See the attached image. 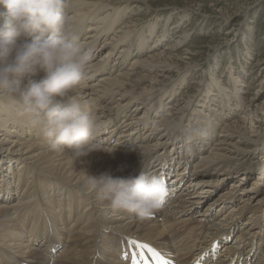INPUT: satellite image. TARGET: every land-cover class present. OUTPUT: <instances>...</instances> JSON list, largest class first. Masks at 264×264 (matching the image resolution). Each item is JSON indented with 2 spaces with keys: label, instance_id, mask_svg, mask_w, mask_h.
<instances>
[{
  "label": "bare ground",
  "instance_id": "1",
  "mask_svg": "<svg viewBox=\"0 0 264 264\" xmlns=\"http://www.w3.org/2000/svg\"><path fill=\"white\" fill-rule=\"evenodd\" d=\"M66 1H71L68 6L65 5V12L79 37L85 34L83 26L96 18V12L102 15L99 19L101 22L96 21L90 26V31L80 44L83 48L91 49L92 57L105 46L106 51L100 56L101 59L89 61L88 78L72 93L84 103L86 110L99 118L102 125V135L97 141L99 150L80 157L73 156L68 149L63 152L52 150L51 141L43 135L39 126L33 125L22 115L16 105L0 99V132H3L0 133V264H14L16 257L32 264H127L120 258V254L127 260L135 261L152 254L149 248H157L175 264H194V259L201 258L203 252L212 246V250L221 248L217 253L214 251L215 261L211 264H224L231 258L235 259V264H263L264 147L260 145H264V100H260L261 86H256L257 92L252 93L250 100L243 104L241 94L244 91L240 92L242 90L238 89L239 80H232L229 90L231 94L228 96L222 89L224 84L213 87L200 77L193 97L186 98L182 94L176 99L185 75L191 72V65L196 60V56L192 55L197 54L194 49L183 48L176 52L175 41L168 44L165 50L154 52L155 47L145 48L146 40L143 35H138L137 31L132 33L128 27V30H123V26L110 35L112 37L109 41L108 35L127 8L120 6L119 2L127 0H74L76 5L72 4L73 0ZM82 1L88 5L86 8L89 4L103 9L108 6L110 12L107 14H111L107 16L105 9L95 10L94 13L86 8L85 12L79 11L84 9L80 5ZM113 3L115 5L111 7ZM90 8L92 9L91 5ZM0 11L3 13L4 10L0 8ZM99 23L103 24L99 26ZM182 33L185 34L186 30L185 33H179L178 37L181 38ZM103 36L107 38L100 44L102 47L97 48ZM130 36L132 39L129 40ZM135 36L138 38H134ZM124 39L128 41L127 45L122 43ZM116 48H119V53L114 52ZM134 48L137 49L135 54L132 52ZM184 54L191 55L188 58ZM132 55L136 58L130 64ZM183 58L188 60L184 61ZM128 65L130 67L126 70ZM96 79L99 81L90 85ZM200 87L202 88L199 89ZM215 89L218 90L217 93L222 92L215 95L222 102L221 111L217 109V105L213 109L207 105L215 100L213 96L209 99ZM167 96L169 97L166 98ZM166 99L168 103L165 112L161 113ZM179 99L183 101L180 103ZM200 101H205V105H198ZM224 104L229 109L227 114L224 112ZM245 108L246 112H241ZM232 113L237 118L228 123ZM193 115L196 119L195 123L193 121L195 127L200 128L203 133L208 128L213 133L216 124L218 126V123H222V130L217 132L219 135L213 134L215 138L211 141L215 143L214 146L209 139L205 138V141L200 136L194 138V143L189 142V137H193V131L190 132ZM13 121L19 126L20 132L15 127L11 128ZM235 123L240 126L239 131L234 129ZM249 132L251 136L244 139ZM112 140L113 144L110 143ZM174 141H177L175 149L183 146L180 157L177 156L179 151L177 153L172 148L167 150L168 145ZM159 142L166 143L160 148L153 147ZM187 143L192 150L189 148L186 151L184 144ZM165 155H170L172 163L164 165ZM79 159L87 161L88 166H79L78 171L72 170L71 162ZM14 163L19 167L17 170H12ZM144 170L163 177L171 193L176 190L173 196L171 194L165 199L168 201L167 205L155 210L152 217L140 218L135 213L111 208L106 203L100 204L95 194L79 192L80 185L86 184L89 176L135 177ZM189 170L192 171L191 176ZM173 171H176V176L169 179L168 176L170 173L174 174ZM255 171L258 173L255 174ZM239 172L245 175L239 177ZM11 174L13 175L10 176ZM182 174L186 178L184 184L181 182ZM14 175L18 180L15 188L18 195L15 199L21 204L17 205L16 202L6 206L4 204L14 190L10 181ZM231 175L238 180L229 181L230 186L217 192L216 197H209L211 199L204 210H199L202 196L209 193L212 195L214 185L223 183ZM250 176L253 177L251 186L245 187ZM48 189L53 192L61 189L63 192L53 197L47 193ZM44 193L46 194L42 196ZM30 197L34 198L30 203L22 202ZM229 204L231 207L226 211L225 206ZM12 207L14 211L11 214L14 218L10 216ZM44 211L51 215L48 221L62 235L65 233L62 225L69 226V236L65 235L67 245L58 250L56 259L50 258L46 253L56 248V245L60 246L63 240L58 236H50L47 222L46 227L41 225L40 215ZM245 213L247 215L236 228V223H233ZM35 216L39 217L40 222H30L27 230V218ZM41 228L45 230L44 246H32L29 242L33 237L32 233H37ZM254 240L256 243L253 246ZM50 243L53 246L47 251Z\"/></svg>",
  "mask_w": 264,
  "mask_h": 264
},
{
  "label": "clouds",
  "instance_id": "2",
  "mask_svg": "<svg viewBox=\"0 0 264 264\" xmlns=\"http://www.w3.org/2000/svg\"><path fill=\"white\" fill-rule=\"evenodd\" d=\"M0 8V99L39 126L52 150L75 157L98 151L99 118L72 95L88 78L92 51L81 46L64 0H0ZM202 134L193 129V137ZM89 193L140 218L169 195L164 178L145 170L135 177L89 176Z\"/></svg>",
  "mask_w": 264,
  "mask_h": 264
},
{
  "label": "rangeland",
  "instance_id": "3",
  "mask_svg": "<svg viewBox=\"0 0 264 264\" xmlns=\"http://www.w3.org/2000/svg\"><path fill=\"white\" fill-rule=\"evenodd\" d=\"M73 1H72V4L76 5L75 1H74V3H73ZM69 2H71V1H69ZM69 2L64 0V5L67 4V6H68L70 4ZM110 3H112V2H110ZM127 3H129V4H127ZM125 4L128 6H126ZM80 5L84 6L83 7L84 9L79 10V11L85 12L89 9L88 10L89 12H91L90 10H92V12L94 13L95 10L102 11L105 9L106 10L105 14L107 16L111 14V13L107 14L108 12H110L109 11L110 7H108V6H107V9H106V7H104V9H103L100 6H96L94 4L92 6V4H89V7L86 8L88 5H86V2L84 4L83 1H82V4H80ZM80 5H79V7H80ZM90 5H91L92 9L90 8ZM113 5H115V4L113 3L111 5V7ZM119 5L120 6L124 5V7L125 8L127 7V8L125 9L126 11L124 12V15L122 16V18L117 21V24H115L116 26L115 25L113 26L111 33L108 35L109 41L112 37L110 35H113L112 33L116 32L118 30V28L120 29V26H121V28L123 26V28H124L123 30H128V28H129V30H132V33L137 31V32H139V33H137L138 35H140V34L143 35L144 36L143 39L146 40V42H145L146 47L145 48H149V46H151L152 48L155 47L154 52L165 50V48L168 44L174 43L175 41L177 43V46L174 47L176 49L175 50L176 52L181 51V49H183V48L194 49V51L197 52V54H192V55L196 56V60L191 65L192 66V68H190L191 72H189L185 75L184 82L180 87V91L178 90V92H177L178 95H177L176 99L180 98L182 94H183V96H186V98L193 97L194 90L197 89L196 85H199L197 83L201 79L200 77H203L204 80H202V81L209 83L213 87H215L214 85L221 87V84H224L225 86L222 87V89H224V91L227 93L228 96L231 94V92L229 90L231 87L230 84H231L232 80L233 79L239 80L241 88L239 87L238 89H239V91L242 90L240 92L244 91V93L241 94L243 101L240 98L243 104H245V101L250 100V96H252V93L254 94L255 91L257 92L258 87H256V86L259 85V86H261L260 93H262V98L260 100H264V62H262V60H264V0H130L129 2L127 0V1H123V2L120 1ZM93 7H95V8H93ZM65 8H67V7H65ZM0 13H1V11H0ZM98 16H100V14H98L96 12V18H92L91 20L88 19L90 21L87 25H84L85 22L82 24V25H84L83 29L85 31V34H87V32L90 31L89 28H90V26L94 25L93 23H95L96 21H100L99 19L101 18L102 15L100 17H98ZM107 16H106V19L108 18ZM119 22H120V24H119ZM123 22H124V24H123ZM102 24L99 23L98 25L100 26ZM95 25H97V23ZM125 27L126 28L128 27V28L126 29ZM185 30H186V33H185ZM181 32H184L185 34L182 33L183 37L181 36V38H180V36L178 37V34ZM77 34H78V32H77ZM85 34L80 35V37H79L80 42L84 41ZM116 35L118 36L119 33L118 34L116 33ZM117 36L115 38H117ZM176 37H178V39ZM81 38H83V39H81ZM106 38H107V36L102 37V39L97 44V48L102 47V46H100V44L101 43L103 44V42H105L104 39H106ZM134 38H138V37L135 36ZM130 39H132V36H130L129 40ZM122 43H125L127 45L128 41L125 40ZM85 49H87V48H85ZM105 49H106V46L100 53H97V55H94L90 61L92 62V60L95 61V60L101 59L100 56L106 51ZM144 50H146V49H144ZM114 52L119 53V48H116L114 50ZM132 52H133V54H135L137 52V49L136 48L132 49ZM198 53H199V55H198ZM185 55L189 58L191 54H189V55L184 54V56ZM136 56H137V54H136ZM136 56L132 55V58L129 60L130 64L133 61L132 59L136 58ZM197 56H198V59H197ZM188 58H183V59H184V61H186V60H188ZM257 61H260V63H256ZM129 67H130V65H128L126 67V70ZM230 69H232V71H229ZM239 75H240V77H239ZM261 78H263V79L261 81V84H259V82H260L259 80ZM98 81H99V79H96L92 83H90V85L93 83H96ZM201 88L202 87H200L199 89H201ZM213 91H214V93H212V95L209 96V99L211 100L212 96H213L215 100L211 101L209 104L207 102L206 103L211 108L213 106L217 105V109L219 111H221L220 104H222V102L220 103L221 100H218L217 99L218 97L215 95H220L222 92L217 93L218 90H216V89L212 90V92ZM196 93H197V91H196ZM168 97L169 96H167L166 98H168ZM167 100L168 99H166L163 103V108H162L163 111L161 113L165 112L166 104L168 103V102L166 103ZM178 101H180V103H181L183 100L179 99ZM203 102H205V101L198 102V105H201V104L205 105ZM224 107H225L224 112L227 114V111L229 110L228 106L226 104H224ZM198 109H201V108L199 107ZM249 109H251V106L249 107ZM243 111L246 112V108L243 109L241 112H243ZM231 115H232V117H229L230 121L228 123L232 122L233 120H235L237 118L235 113H232ZM240 115H242V114L240 113ZM194 117H195L194 115L191 116V120H190V123L193 124L194 127L192 126V128L190 129L191 124L190 123L188 124V126H189L188 128L190 129V132H192L193 129L196 128L195 124H194L196 122V119H194ZM257 118L259 119L261 117H257ZM263 118H264V115H263L262 119ZM193 121H194V123H193ZM225 123H227V122H225ZM11 124H12L11 126H13L11 128L15 127L14 129H16L17 132H20L19 128H18L19 126H17L15 124V121H13ZM235 124H234V129L236 128L235 130L239 131L238 127H240V126L238 124H236V125ZM256 124H258V123H256ZM221 125H222V123H220V124L218 123V126L216 124V127L214 128L213 133H211V130L207 126L208 129L205 128V129H207L206 130L207 132L204 131V133L200 137H204V140H205V138L209 139L210 141L213 140L215 138V137H213V134L219 135V133H217V132L222 130ZM7 130H9V129L7 128ZM4 132H5V134H7L6 136L10 137V135L7 131H4ZM0 133H3V132H0ZM205 134H206V136H205ZM208 134H210V135L208 136ZM250 134H251L250 132L247 133L245 135L244 139H246L247 137H250L251 136ZM189 138H190L189 142L190 141L193 142L195 140L194 138H198V137H189ZM202 139L203 138H200V140H202ZM113 141L114 140H112L110 143L113 144L114 143ZM205 141H207V140H205ZM212 142L213 141H211V145L214 146L215 143H212ZM165 143L159 142V143L155 144L153 147H155V148L159 147L160 148ZM176 145H177V141H174L171 145H168L167 150L175 147ZM136 146H137V144H136ZM190 146L191 145L189 143L184 144L186 151L190 148ZM260 147H262V148L264 147L263 143L260 145ZM207 152H209V150H207ZM263 154L264 153H262V155ZM167 160L171 161L170 155L167 158ZM79 166H84L86 168L88 166V162L85 161L84 159L73 160L71 162L72 170L78 171ZM17 168H19V167L14 163L12 170L13 169L17 170ZM256 172L257 171H255L254 173L256 174ZM189 173L191 174V171H189ZM237 174L239 175V177L241 175H245V173H243V172H239ZM12 175L13 174H11L10 176H12ZM252 176H250V179L248 181H246L245 187L251 186L250 183H251V180L253 178ZM233 177H234V179H233ZM168 178L171 179V177H168ZM231 180L237 181L238 179H235V176L231 175V177L228 178L227 180H225L223 183H220L216 186L214 185L213 193H212L213 196L211 195V193L202 196V199L200 201L198 209L204 210L206 203L209 202L211 198L216 197L217 192H219L222 189H225V187H227L228 185L230 186L231 183H229V181H231ZM10 181H12L11 182L13 184L12 186H14L12 188H14V190L11 191L12 195L10 194V196H9L10 198L6 201V203L4 205L9 206V205L14 204V203L16 204V202H17V205H20L21 203H18V199H15V197H17V195H18L17 191L15 190V188L18 184L17 176L14 175V177L12 179H10ZM86 184H82V185H84L83 186L84 188L82 187V185H80L81 191H79V192H85V191L89 192V181L86 182ZM81 187L84 190H82ZM24 188H26V184L24 185ZM180 188H182V187H180ZM85 189H87V190H85ZM31 190H32V188H31ZM48 190L50 193L49 192H47V193L49 195H52L53 197H56L59 193L63 192V190L61 191V189L59 191L55 190L54 192L52 191V189H48ZM169 193L170 194L168 196L171 195V192H169ZM45 194L46 193H44L42 196H44ZM13 195H14V197H13ZM209 197H211V198H209ZM33 199L34 198L30 197V198H28L22 202L30 203ZM231 204L225 206V208L227 207L226 211H229ZM165 205H167V204L163 203L162 206H165ZM12 208H13V210L10 211V214L14 211V207H12ZM246 215H247V213H245L242 217H240L236 222L233 223V224L236 223V226H235L236 228L238 225H240V223L243 221V219L245 218ZM10 216H11V218H14V215L11 214ZM48 216L50 217L51 215L48 214ZM16 217H17V215H16ZM151 217H152V215H151ZM34 221H37L39 223L40 222L39 217L35 216V217H32L31 219L27 218V224H26L25 228H27L29 226L30 222L32 224ZM64 221H66V220L64 219ZM68 221L70 222V220H68ZM59 225H60V223H58L57 226H59ZM17 227H18V225H17ZM68 227H66V233H64V235L61 236L62 238H64L65 235L69 236ZM19 229H20V226H19ZM28 229L29 228H27V230ZM33 238H34V236L31 237V239L29 241L32 246L37 245L38 242L40 243L43 239L42 236H38V237L34 238V240H33ZM67 241L68 240H66V238H65L64 245L65 244L67 245ZM41 244L42 243H40L39 245H41ZM133 247H134V245H133ZM130 248H132V247L130 246ZM58 250L60 251L61 249H58ZM58 250L55 251L54 257L52 259H56V256L58 255V252H59ZM49 264H52V263L49 262Z\"/></svg>",
  "mask_w": 264,
  "mask_h": 264
},
{
  "label": "snow or ice",
  "instance_id": "4",
  "mask_svg": "<svg viewBox=\"0 0 264 264\" xmlns=\"http://www.w3.org/2000/svg\"><path fill=\"white\" fill-rule=\"evenodd\" d=\"M142 247H148V246L142 245ZM149 251L152 253L153 256H156L157 258H159V254L154 249L149 248Z\"/></svg>",
  "mask_w": 264,
  "mask_h": 264
}]
</instances>
